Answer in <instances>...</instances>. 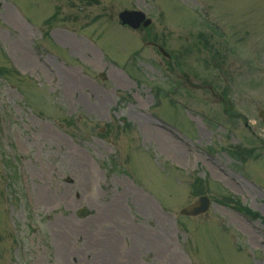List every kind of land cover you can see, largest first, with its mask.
I'll use <instances>...</instances> for the list:
<instances>
[{
    "label": "rangeland",
    "instance_id": "374dc122",
    "mask_svg": "<svg viewBox=\"0 0 264 264\" xmlns=\"http://www.w3.org/2000/svg\"><path fill=\"white\" fill-rule=\"evenodd\" d=\"M261 110L264 0H0V264H264Z\"/></svg>",
    "mask_w": 264,
    "mask_h": 264
},
{
    "label": "water",
    "instance_id": "95a60500",
    "mask_svg": "<svg viewBox=\"0 0 264 264\" xmlns=\"http://www.w3.org/2000/svg\"><path fill=\"white\" fill-rule=\"evenodd\" d=\"M120 19L123 24H129L134 28H138L141 22L144 20V15L139 12L124 11L120 14ZM150 23L151 20H146L144 22V26H148ZM261 116L264 117V111L261 112ZM210 204V199L207 196H201L195 203L190 204L189 206L182 209L181 214L188 216L203 214L209 210Z\"/></svg>",
    "mask_w": 264,
    "mask_h": 264
},
{
    "label": "bare ground",
    "instance_id": "6f19581e",
    "mask_svg": "<svg viewBox=\"0 0 264 264\" xmlns=\"http://www.w3.org/2000/svg\"><path fill=\"white\" fill-rule=\"evenodd\" d=\"M102 98H104L103 96H101ZM143 117H140V119H142ZM144 119V118H143ZM146 122V121H145ZM150 128L148 127V126H145V130L146 131H148ZM149 133H151V135L153 134L155 137H158V139H159V141L161 140V141H163L164 143H165V148L166 149H172V150H169V152H170V156L171 157H181V150L180 149H178V143H176V142H174V141H170V142H168V144L166 143V141H165V135L163 134V132H161V131H159V132H156V131H153V129H150V132ZM164 143H161V144H164ZM172 144V145H171ZM173 145H176L177 146V148H172V146ZM63 231V230H62ZM143 234V233H142ZM142 234H141V236H142ZM143 237H144V239H146V240H149V239H151V240H154V238H155V236L154 237H149V236H144L143 235ZM158 241H160V240H158ZM63 246H64V250H66V246H65V244L63 243ZM105 251H106V253H105ZM104 251V253L106 254V255H108V250L106 249ZM181 259H180V257H176V260H175V264H178L179 263V261H180Z\"/></svg>",
    "mask_w": 264,
    "mask_h": 264
},
{
    "label": "flooded vegetation",
    "instance_id": "af4514ba",
    "mask_svg": "<svg viewBox=\"0 0 264 264\" xmlns=\"http://www.w3.org/2000/svg\"><path fill=\"white\" fill-rule=\"evenodd\" d=\"M151 42V41H150ZM151 43H153V42H151ZM152 45V44H151ZM153 47H156V46H154V45H152ZM88 93H92V92H86V94H88ZM99 101H100V99H99ZM101 101H104L103 99H101ZM136 117H137V122H138V125L140 126L139 127V130L145 135V136H149L148 134H145L147 131L145 130V126H148L147 125V123L145 122V120L142 118V119H140V115H136ZM149 127V126H148ZM148 132H150V129L148 130Z\"/></svg>",
    "mask_w": 264,
    "mask_h": 264
},
{
    "label": "trees",
    "instance_id": "16d2710c",
    "mask_svg": "<svg viewBox=\"0 0 264 264\" xmlns=\"http://www.w3.org/2000/svg\"><path fill=\"white\" fill-rule=\"evenodd\" d=\"M198 193H199V194H203V191H202V190H198ZM228 200H230V199H228ZM235 202H236L237 206L240 205L239 202H237V201H235ZM242 209H243V208H242ZM243 210H245L246 212L249 211L248 209H243Z\"/></svg>",
    "mask_w": 264,
    "mask_h": 264
}]
</instances>
